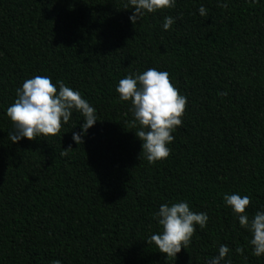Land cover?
<instances>
[{
    "label": "trees",
    "instance_id": "trees-1",
    "mask_svg": "<svg viewBox=\"0 0 264 264\" xmlns=\"http://www.w3.org/2000/svg\"><path fill=\"white\" fill-rule=\"evenodd\" d=\"M125 2L0 0V264H205L221 244L231 264H264L223 201L247 195L250 220L264 210V0H177L135 25ZM148 68L187 99L170 155L155 164L115 90ZM35 75L95 108L83 144L72 140L77 113L56 136L8 139L6 109ZM184 200L209 219L167 259L149 241L161 231L153 213Z\"/></svg>",
    "mask_w": 264,
    "mask_h": 264
},
{
    "label": "clouds",
    "instance_id": "clouds-1",
    "mask_svg": "<svg viewBox=\"0 0 264 264\" xmlns=\"http://www.w3.org/2000/svg\"><path fill=\"white\" fill-rule=\"evenodd\" d=\"M177 0H126L125 9H131L129 21L135 25L146 13H156L164 9L174 8ZM220 8H226V0H218ZM206 9L201 5L200 16L206 15ZM175 23V18L165 16L162 23L164 30H169ZM116 92L119 102H130L132 125L136 128V137L142 142L144 159L149 164L166 159L171 152L169 145L174 141L173 133L182 125L187 99L170 82L169 73L156 68H148L142 73H131L120 79ZM16 99L7 107L6 116L11 121L14 131L8 133V139L17 143L22 139L34 140L56 136L62 125H68L74 113L83 118L80 132H72L75 144H83V137L97 120L96 110L81 96L80 92L66 86L64 81L57 80L55 84L49 76L35 75L24 80L15 90ZM71 150V148L64 150ZM63 154V153H62ZM225 207L229 208L241 228L251 234L248 244L252 255L264 256V210L257 211L249 219L246 208L250 204L247 195L237 193L224 194ZM153 219L161 231L153 233L149 241L159 249L160 253L176 257L181 249L188 248L196 226L206 227L209 219L206 212L190 210L189 203L184 201L161 203L153 213ZM242 248L237 247L236 253ZM230 249L221 244L218 254L206 260L205 264H231L226 259ZM53 264H60L54 261Z\"/></svg>",
    "mask_w": 264,
    "mask_h": 264
}]
</instances>
